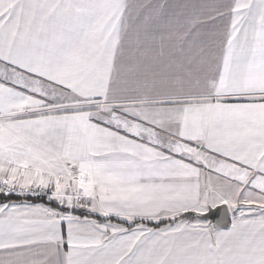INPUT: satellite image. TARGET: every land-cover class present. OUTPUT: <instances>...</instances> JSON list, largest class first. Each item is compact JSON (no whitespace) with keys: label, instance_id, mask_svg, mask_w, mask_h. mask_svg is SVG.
I'll return each instance as SVG.
<instances>
[{"label":"snow or ice","instance_id":"obj_1","mask_svg":"<svg viewBox=\"0 0 264 264\" xmlns=\"http://www.w3.org/2000/svg\"><path fill=\"white\" fill-rule=\"evenodd\" d=\"M0 264H264V0H0Z\"/></svg>","mask_w":264,"mask_h":264}]
</instances>
